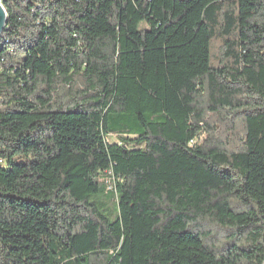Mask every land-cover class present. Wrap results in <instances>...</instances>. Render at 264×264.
<instances>
[{
	"label": "trees",
	"instance_id": "16d2710c",
	"mask_svg": "<svg viewBox=\"0 0 264 264\" xmlns=\"http://www.w3.org/2000/svg\"><path fill=\"white\" fill-rule=\"evenodd\" d=\"M1 3L0 264H264V0Z\"/></svg>",
	"mask_w": 264,
	"mask_h": 264
},
{
	"label": "water",
	"instance_id": "95a60500",
	"mask_svg": "<svg viewBox=\"0 0 264 264\" xmlns=\"http://www.w3.org/2000/svg\"><path fill=\"white\" fill-rule=\"evenodd\" d=\"M6 24H7V14L0 0V40H1V36L3 34Z\"/></svg>",
	"mask_w": 264,
	"mask_h": 264
},
{
	"label": "rangeland",
	"instance_id": "374dc122",
	"mask_svg": "<svg viewBox=\"0 0 264 264\" xmlns=\"http://www.w3.org/2000/svg\"><path fill=\"white\" fill-rule=\"evenodd\" d=\"M115 141V139H113Z\"/></svg>",
	"mask_w": 264,
	"mask_h": 264
}]
</instances>
